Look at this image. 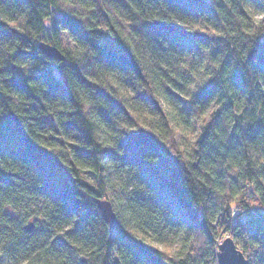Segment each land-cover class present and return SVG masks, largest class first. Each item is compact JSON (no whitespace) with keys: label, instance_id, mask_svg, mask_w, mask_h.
<instances>
[{"label":"trees","instance_id":"1","mask_svg":"<svg viewBox=\"0 0 264 264\" xmlns=\"http://www.w3.org/2000/svg\"><path fill=\"white\" fill-rule=\"evenodd\" d=\"M243 2L0 0V264H216L222 229L264 264V0Z\"/></svg>","mask_w":264,"mask_h":264},{"label":"water","instance_id":"2","mask_svg":"<svg viewBox=\"0 0 264 264\" xmlns=\"http://www.w3.org/2000/svg\"><path fill=\"white\" fill-rule=\"evenodd\" d=\"M40 50L46 54L50 58H56V59H65V54L55 45L50 44L46 41H41L39 43ZM15 124L14 127L23 133V135L26 137L22 123L18 116H15ZM26 142L28 145H30L29 138L26 137ZM95 202L99 209L101 210V213L103 215V218L106 220V222L109 224L110 227H115L119 223L118 215L114 209L113 203L107 199L102 197H97L95 199ZM33 223H29L26 228L28 230L32 229ZM218 255V261L220 264H249L248 260L245 259V255L243 252L237 247L235 241L231 237H226L224 241L219 245V251L217 253Z\"/></svg>","mask_w":264,"mask_h":264},{"label":"rangeland","instance_id":"3","mask_svg":"<svg viewBox=\"0 0 264 264\" xmlns=\"http://www.w3.org/2000/svg\"><path fill=\"white\" fill-rule=\"evenodd\" d=\"M258 12V11H257ZM259 16V14L257 15ZM61 44H62V47H65V46H70V47H74V42L72 41V39L67 35L66 32H63L62 33V36H61ZM251 206H258V202L256 201V199L253 197L252 198V203H251ZM226 237H231L232 236L230 235V231H224V229H222L220 231V234L219 236L217 237V243L220 245L224 239ZM234 240V239H233ZM159 246H161L162 248H166L165 245H163V243H158ZM167 249V248H166ZM171 250H173L171 247H170ZM219 251V249H218Z\"/></svg>","mask_w":264,"mask_h":264},{"label":"snow or ice","instance_id":"4","mask_svg":"<svg viewBox=\"0 0 264 264\" xmlns=\"http://www.w3.org/2000/svg\"><path fill=\"white\" fill-rule=\"evenodd\" d=\"M238 3L240 4V7L243 8L244 7V2L243 0H238ZM261 8H264V4H262L260 6ZM262 20H264V17H262ZM71 26V25H70ZM262 28H264V24H262ZM0 67H2V65H0ZM261 211H264V207L261 208ZM256 248H260L261 245L260 244H256L255 245ZM4 254L2 252H0V257H2ZM245 259H247V257H245Z\"/></svg>","mask_w":264,"mask_h":264},{"label":"built area","instance_id":"5","mask_svg":"<svg viewBox=\"0 0 264 264\" xmlns=\"http://www.w3.org/2000/svg\"><path fill=\"white\" fill-rule=\"evenodd\" d=\"M247 215V210L246 209H238L236 212V216H238L240 219L245 218ZM216 264H220L219 261H217Z\"/></svg>","mask_w":264,"mask_h":264},{"label":"clouds","instance_id":"6","mask_svg":"<svg viewBox=\"0 0 264 264\" xmlns=\"http://www.w3.org/2000/svg\"><path fill=\"white\" fill-rule=\"evenodd\" d=\"M64 31H67V29H64Z\"/></svg>","mask_w":264,"mask_h":264}]
</instances>
